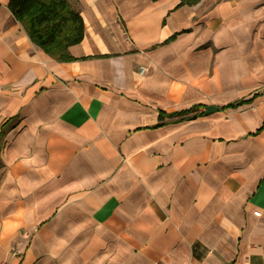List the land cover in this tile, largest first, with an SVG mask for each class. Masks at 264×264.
I'll return each instance as SVG.
<instances>
[{
	"label": "crops",
	"instance_id": "crops-1",
	"mask_svg": "<svg viewBox=\"0 0 264 264\" xmlns=\"http://www.w3.org/2000/svg\"><path fill=\"white\" fill-rule=\"evenodd\" d=\"M9 1L0 262L264 264V0H71L68 61Z\"/></svg>",
	"mask_w": 264,
	"mask_h": 264
},
{
	"label": "trees",
	"instance_id": "trees-1",
	"mask_svg": "<svg viewBox=\"0 0 264 264\" xmlns=\"http://www.w3.org/2000/svg\"><path fill=\"white\" fill-rule=\"evenodd\" d=\"M198 1L180 0V4L191 5ZM73 2L71 0H10L8 6L35 44L57 61H68L72 59L69 47L83 39L85 28L83 16ZM250 101L229 103L223 108L235 107ZM206 107L203 104H194L189 108L170 113L159 111L157 126L165 124L169 119L183 120L205 115ZM3 129L4 126L1 133Z\"/></svg>",
	"mask_w": 264,
	"mask_h": 264
},
{
	"label": "water",
	"instance_id": "water-1",
	"mask_svg": "<svg viewBox=\"0 0 264 264\" xmlns=\"http://www.w3.org/2000/svg\"><path fill=\"white\" fill-rule=\"evenodd\" d=\"M220 110L219 106H215V105H208L205 109V114H209V113H213L215 111Z\"/></svg>",
	"mask_w": 264,
	"mask_h": 264
},
{
	"label": "built area",
	"instance_id": "built-area-1",
	"mask_svg": "<svg viewBox=\"0 0 264 264\" xmlns=\"http://www.w3.org/2000/svg\"><path fill=\"white\" fill-rule=\"evenodd\" d=\"M142 71H144V69H142ZM255 214H256V215H258V214H259V212H258V211H256V212H255ZM0 264H4V263H3V262H0Z\"/></svg>",
	"mask_w": 264,
	"mask_h": 264
}]
</instances>
